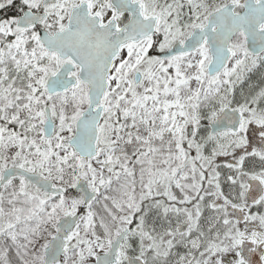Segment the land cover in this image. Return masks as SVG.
<instances>
[{
  "label": "snow or ice",
  "instance_id": "snow-or-ice-1",
  "mask_svg": "<svg viewBox=\"0 0 264 264\" xmlns=\"http://www.w3.org/2000/svg\"><path fill=\"white\" fill-rule=\"evenodd\" d=\"M0 264H264V0H0Z\"/></svg>",
  "mask_w": 264,
  "mask_h": 264
},
{
  "label": "flooded vegetation",
  "instance_id": "flooded-vegetation-1",
  "mask_svg": "<svg viewBox=\"0 0 264 264\" xmlns=\"http://www.w3.org/2000/svg\"><path fill=\"white\" fill-rule=\"evenodd\" d=\"M224 190H225V192L227 193V187H226V186H224ZM253 210H255V209H253Z\"/></svg>",
  "mask_w": 264,
  "mask_h": 264
}]
</instances>
